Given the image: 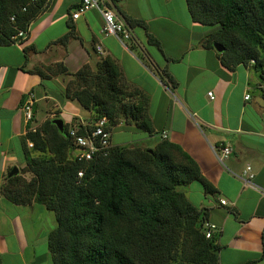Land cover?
<instances>
[{
	"label": "crops",
	"instance_id": "obj_1",
	"mask_svg": "<svg viewBox=\"0 0 264 264\" xmlns=\"http://www.w3.org/2000/svg\"><path fill=\"white\" fill-rule=\"evenodd\" d=\"M48 2L22 42L0 45V185L13 166H24L20 141L28 122L21 106L27 94L35 95L31 127L53 117L67 123L75 118L77 125H86L91 114L75 99L64 97L66 84L71 73L84 64L94 69L99 60L110 57L119 65L124 81L149 97L148 114L158 135L153 145L164 132L165 139L194 159L217 189L215 194H206L201 187L195 206L205 208L207 220L216 226L219 263L264 264L260 257L264 229L261 71L251 63L225 67L214 47L204 45L212 27L192 20L186 0H115L120 17L142 21L131 26L129 50L102 32L97 11L88 10L72 19L78 0ZM70 26L75 37L65 44L58 42ZM96 44L103 53L95 50ZM29 46L34 48L25 54L24 48ZM54 63H63L70 74L42 79L34 70ZM40 112L44 116L36 123ZM124 122L133 126L121 118L113 129ZM112 130L111 144L123 145L113 140ZM223 146H229L231 152L220 160ZM247 166L252 179L243 174ZM191 183L183 190L188 199ZM55 226L54 213L44 206L15 204L0 194V264H53L47 234Z\"/></svg>",
	"mask_w": 264,
	"mask_h": 264
},
{
	"label": "trees",
	"instance_id": "obj_2",
	"mask_svg": "<svg viewBox=\"0 0 264 264\" xmlns=\"http://www.w3.org/2000/svg\"><path fill=\"white\" fill-rule=\"evenodd\" d=\"M186 2L194 22L212 27L204 45L213 49L212 43L218 42L225 47L218 53L225 67L233 69L253 59L251 64L264 76V0ZM48 3L0 0V45L22 42L23 38L12 37L18 30L26 37ZM127 22L142 24L131 17ZM73 37L70 26L57 41L65 44ZM149 39L158 44L151 35ZM33 48H24V53ZM34 70L42 79L70 74L63 63ZM71 75L63 95L89 111L91 122L77 125L73 118L63 123L60 132L52 118L37 127H31L34 118L27 121L20 141L24 166L0 185V194L9 201L34 202L54 213L56 226L47 234L53 264H220L217 233L205 235V208L192 204L177 187L196 181L206 194L217 189L179 145L162 138L151 151L112 145L106 155L87 161L71 157L74 146L69 128L86 133L101 116L106 117L110 132L121 118L149 135L155 132L148 95L124 81L112 58H102L94 69L84 64ZM26 173L29 178L24 177ZM261 237L260 257L264 258V229Z\"/></svg>",
	"mask_w": 264,
	"mask_h": 264
},
{
	"label": "built area",
	"instance_id": "obj_3",
	"mask_svg": "<svg viewBox=\"0 0 264 264\" xmlns=\"http://www.w3.org/2000/svg\"><path fill=\"white\" fill-rule=\"evenodd\" d=\"M115 0H78L77 7L70 14L72 19H76L79 15L88 10H95L99 13L102 18L103 26L102 32L105 35L114 36L118 42L126 49L129 50V41L133 38L132 28L130 24L122 17H120L114 9ZM13 20V17H11ZM24 38L25 32L23 30H18L17 34L12 38ZM95 50L99 53H103V48L100 44L95 45ZM254 60L251 59L250 63H253ZM208 96L213 99V93L208 91ZM245 99L249 98V94H246ZM35 103V95L32 92H29L24 98L22 103V110L24 119L30 121L34 118L33 114V105ZM68 134L73 143V150L71 157L78 161L81 160H90L94 156L102 154L106 155L108 149L112 146L111 144V132L106 127V117L101 116L96 119L92 125L91 130L86 133H78L77 129L70 127ZM163 138L166 137L165 133H162ZM28 146H32V142H28ZM231 152L229 146H223L220 148L218 158L222 160L227 157ZM243 174L248 177V179L253 178V173L250 171V167L247 166L246 170L243 171ZM82 172H78V176H81ZM247 179V180H248ZM220 202L225 204V200L221 199ZM216 226L209 221L204 222V231L206 237H210Z\"/></svg>",
	"mask_w": 264,
	"mask_h": 264
},
{
	"label": "rangeland",
	"instance_id": "obj_4",
	"mask_svg": "<svg viewBox=\"0 0 264 264\" xmlns=\"http://www.w3.org/2000/svg\"><path fill=\"white\" fill-rule=\"evenodd\" d=\"M130 48V47H129ZM44 113L40 112L37 116L36 123H39L40 120L43 118ZM126 119V118H125ZM130 121V120H128ZM133 126H126L125 122L122 123V126L116 127L112 130V136L113 140L117 143H121L123 145H127L130 147H141V148H152L155 145L154 141L158 140V135L153 134L152 138H149V135L147 132L140 130L138 128H135L134 123L130 122ZM37 127V126H35ZM146 138V139H144ZM25 178H29L30 174L26 173L24 174ZM180 190H186L185 186H178L177 187ZM201 184L199 182L193 181L191 185L189 186V192L188 196L189 199L192 201L194 205H198V202L200 200V191H201Z\"/></svg>",
	"mask_w": 264,
	"mask_h": 264
},
{
	"label": "water",
	"instance_id": "obj_5",
	"mask_svg": "<svg viewBox=\"0 0 264 264\" xmlns=\"http://www.w3.org/2000/svg\"><path fill=\"white\" fill-rule=\"evenodd\" d=\"M214 49L218 52V53H221L225 50V47L218 43V42H213L212 43ZM51 122L54 123L57 128L59 129L60 132H63V119L62 118H53L51 119ZM148 151H151L150 148L147 149ZM19 172V169L17 166H13L10 171L8 172L7 174V177H11L13 175H16L17 173Z\"/></svg>",
	"mask_w": 264,
	"mask_h": 264
}]
</instances>
